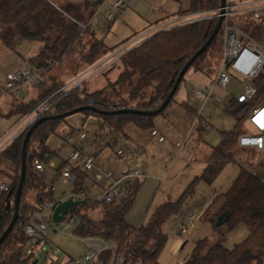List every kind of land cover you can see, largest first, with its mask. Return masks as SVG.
I'll return each instance as SVG.
<instances>
[{
    "label": "trees",
    "instance_id": "16d2710c",
    "mask_svg": "<svg viewBox=\"0 0 264 264\" xmlns=\"http://www.w3.org/2000/svg\"><path fill=\"white\" fill-rule=\"evenodd\" d=\"M102 2L103 0L67 1L57 6L48 0H0V44L14 50L24 41L40 42L41 50L28 60L36 69L49 73L50 68L58 62L72 60L77 56L76 72L84 71L113 51L104 45L102 39L89 33L92 17ZM219 4L220 0H189L188 10L179 11L177 15L211 13ZM216 22L215 19L189 22L143 37L104 72L119 63L122 69L115 79L91 93L84 89L87 82L64 92L61 90L64 83H57L49 76L46 83L35 88V97L26 102H17L7 113L6 118L19 115L21 121L42 103L51 104L40 115L39 118L44 120L34 129L25 146V177L18 218L9 235L0 244V264H30L33 260L32 256H25L27 238L20 221H28L32 213L42 209L45 201L55 200L54 191L50 188L53 181L46 184L35 170L34 162L48 164L53 157H59L58 152L47 144L48 138L65 122V117L59 116L78 107H93L98 111L86 109L79 113L84 116V120L89 116L97 118L99 130L102 132H115L124 136L125 127L129 124L142 130L153 129L156 116L117 114L116 111L158 109L185 63L210 37ZM81 26L86 28L82 29ZM86 33L91 37L85 44L82 39ZM217 40L216 37L191 63L179 85L189 70L203 72L202 63L206 58L217 56ZM204 74L209 75L206 72ZM251 83L256 87L255 97L250 103H237L234 99L229 101L227 111L234 119L233 129L219 133V143L206 160L201 175L188 185L176 202L168 201L159 205L146 223L137 228L131 227L126 222L125 215L141 185V181H138L128 200L120 204L103 205L98 219H93L86 213L89 208L98 207L97 204L83 201L70 207L68 215H75L79 219L73 235L79 238L98 237L121 243L124 248L133 252L136 259H140L141 264H157V258L166 243V237L161 232L164 222L178 211L181 201L192 193L195 182L201 180L211 184L220 171L234 161L237 151L243 150L238 144L241 136L239 131L250 108L264 100V68ZM174 95L165 109L171 104ZM32 124L0 151V173L4 172L9 179L7 191L0 194V235L13 216L15 191L21 169L22 142ZM202 126L203 122L198 117L194 129L198 139L204 132ZM79 130L71 128L73 136ZM262 164L261 162L258 166ZM236 165L239 169L230 186L217 194L202 214L214 224L220 214L229 212L228 221L223 225L226 231L243 224L248 230L247 237L232 249L225 248L220 242L209 246L206 238L199 239L182 264H264V182L246 167L237 163ZM66 166V160L62 159L54 179L60 178ZM71 173L75 177L72 193L82 191L88 194L89 189L84 186L86 173L81 169H72ZM40 244L42 243H38Z\"/></svg>",
    "mask_w": 264,
    "mask_h": 264
},
{
    "label": "rangeland",
    "instance_id": "374dc122",
    "mask_svg": "<svg viewBox=\"0 0 264 264\" xmlns=\"http://www.w3.org/2000/svg\"><path fill=\"white\" fill-rule=\"evenodd\" d=\"M48 1L61 6L67 1L77 2L80 0ZM116 1L103 0L92 17L89 29V33L94 34L97 39H102L104 45L110 49L112 48L114 52L126 45L131 47L140 42L143 37L162 31L171 23L165 26H155L187 16H179L177 13L189 8V0H138L137 4H132V0H123L120 9L114 10L112 7ZM227 1L230 3L239 2V0ZM236 21L239 24V29L249 38L256 42L263 39L261 21L247 22L248 20L243 17L238 18ZM89 33L83 36L82 40L85 44L91 37ZM217 43L219 45L217 56H209L202 63L203 72H206V74H212L219 65V40H217ZM2 49L4 48L2 47ZM76 59L77 56H74L72 60L64 59L58 62L50 68L48 74L57 83H64V88H69L70 86L67 87V84L70 80H73L74 75L79 74V72H76ZM211 68L214 71H211ZM121 69V65L117 63L106 73H104L106 71L104 70L98 75L91 76V74H88V78L91 77L85 84L84 89L87 93L100 90L108 82H112L117 74L121 72ZM249 83V80L242 81L244 85ZM35 94V88L31 85H25L14 99L15 101H26ZM214 94L222 100L221 105L215 104L213 98L204 103L203 107H201L203 102L200 100H195L193 103V109L199 110L200 119L203 122L205 121L211 129L204 131L200 135L199 141L197 136L193 135L179 156L175 146L170 145L169 139L164 144H158L150 136L152 129L142 130L129 124L124 130L125 135H127L126 138L120 133L100 131L99 120L92 116L87 117L85 120L81 113L65 117V122H62L56 129V133L47 140V144L52 150L58 152L59 157L51 159L50 162L53 167L49 166L50 162L44 164V169L47 172L45 183L49 184L53 181L54 198L56 199H61L64 194H68L72 190V184L64 183L61 178L54 179V176L61 165V160L67 159L70 149L63 142L64 136L71 131V128L83 129L87 132L85 147L95 154L97 151L95 148L99 147L96 155L97 162L103 158V166H105L107 161L116 159L115 151L117 149H124L123 158L133 159L131 162L142 173L146 174L145 178L141 180V185L135 194L131 208L125 215V220L131 227H139L148 221L157 206L168 201L174 203L181 197L188 185L201 175L204 169L203 159L219 143V133L233 129L234 119L227 111L231 95L220 87L215 88ZM262 101H258L256 104L259 105ZM16 105L17 102L12 107L14 108ZM168 109L164 112L167 113ZM159 117L160 115H157L155 121ZM190 120L193 121V117ZM239 133L245 135L253 133V130L243 124ZM176 141H184V136L182 135L173 141L174 144ZM71 142L77 144L78 138L74 136ZM114 142L116 145L114 148H110L109 145ZM89 144L90 146L93 145L94 148L90 149ZM133 147L136 149L135 151L132 150ZM258 159H260V156L258 157L256 153H252L250 148L246 151H237L234 161L228 163L211 184L201 180L195 182L192 193L181 201L178 211L167 219L161 227V232L166 237V243L157 258V264H182L190 256L195 242L199 239L206 238L209 246L220 242L227 249H232L235 245L244 241L248 235V230L243 224H239L231 231H226L225 226L216 227L215 223L212 224L210 219L204 217L202 213L212 204V200L217 194L224 192L230 186L239 169L236 163L250 171H255L258 178L264 182V162L261 166H258L256 163ZM0 181L5 182L7 185L9 183V179L4 172L0 173ZM101 211L102 209L98 205V207L89 208L86 213L91 218L98 219ZM50 214L51 210H48L44 218L47 234L44 240V250H40L30 264H80L81 256L85 253L86 242L73 235L76 227L69 228L65 231V235H60L58 229L61 227L51 223ZM191 214L197 216L193 221L187 222ZM63 222H65V219ZM95 264L100 263L95 262Z\"/></svg>",
    "mask_w": 264,
    "mask_h": 264
},
{
    "label": "built area",
    "instance_id": "2783aa9c",
    "mask_svg": "<svg viewBox=\"0 0 264 264\" xmlns=\"http://www.w3.org/2000/svg\"><path fill=\"white\" fill-rule=\"evenodd\" d=\"M122 3L123 0H117L112 8L119 10ZM220 16L223 19L217 35L220 43V57L219 65L212 75V81L214 84L225 89L233 79L236 80L242 86L238 93L231 94L232 99L237 103H250L256 95V87L251 81L258 77L264 68V0H245L237 3H230L226 0L223 8L218 7L211 13L188 14L185 17L171 20V22L167 21L155 27L165 26L171 23L167 28L164 27L165 29H162L164 31L171 27L204 19H215L217 21ZM240 17L249 21H261L263 27V39L261 41L256 42L239 29V24L236 20ZM81 28L85 29L86 26H81ZM131 47L126 45L117 49L115 52L112 51L104 60L91 66L81 73V75L75 76L67 84V87L70 86L69 88L66 89L63 86L61 90L67 92L75 87L81 86L91 76L98 75L104 70H107L109 66L115 63ZM88 74H91L89 78ZM48 77L49 75L45 70L36 69L29 61L18 59L15 65L7 71L0 85V96L16 95L25 85H31L33 88H37L41 84L46 83ZM243 80H249L250 83L244 85L242 84ZM189 94L190 98L193 97L202 101V105L211 98H213V101L217 105H221L222 103V100L212 95L211 91L192 88ZM50 106L51 104L44 105L42 103L31 114L26 116L11 134L0 142V151L20 132L39 119L40 115ZM198 117V114L193 116V126L197 123ZM244 124L246 127H250L253 133L241 135L238 140L239 146L241 148H251L264 154V100L259 105L255 103L250 108ZM203 129L204 131H208L211 127L203 123ZM246 131L248 132V130ZM150 136L156 138L159 143L165 141V137L160 135L156 130H151ZM73 137L72 132H70L63 139L65 145L70 149L67 154V159H65L67 166L61 172L60 178L64 183L73 185L75 177L72 175L71 170H83L86 173L84 186L89 189V193L85 194L80 191L75 194L70 191L68 197H72L73 200L87 201L89 204H97L101 208L105 204H120L128 200L132 195L135 183L145 178V175L137 168H131L126 164L123 165L120 163L124 156V149H117L115 151L116 159L113 165L108 169H102L96 160L99 147L95 148L97 149L96 154L85 147L87 143V132L83 129L78 131L75 135L78 138L77 144L71 142ZM188 140L189 137H186L184 141L175 142L174 146L178 151V156L183 151ZM112 145L109 146L111 147ZM91 148L94 147L91 146ZM49 166L53 167V164L50 162ZM34 168L39 173L40 178L45 182L47 172L44 169V164L35 161ZM252 174L255 175V171ZM50 188L52 191H55L53 185ZM7 189V184L0 183V194L6 192ZM92 189H96V192L92 193ZM58 203L59 201L57 200H47L44 202L40 211L32 213L28 221H20V225L27 238L25 247L26 257L32 256L34 259L40 250H44V240L47 236L46 222L44 221L45 214L48 210L52 212ZM196 216V214H191L187 222L193 221ZM64 219L65 222H63ZM78 223L79 219L77 216L67 214L57 224L61 227L58 229V233L65 235L67 229L76 227ZM80 239L86 242L85 253L81 256L80 264H95V262H99L100 264H141L140 259H136L133 252L128 248H124L121 243L98 237H83ZM38 243L42 244L38 245Z\"/></svg>",
    "mask_w": 264,
    "mask_h": 264
},
{
    "label": "crops",
    "instance_id": "0c3cea01",
    "mask_svg": "<svg viewBox=\"0 0 264 264\" xmlns=\"http://www.w3.org/2000/svg\"><path fill=\"white\" fill-rule=\"evenodd\" d=\"M239 1H245V0H239ZM137 3H138V0H132V4H137ZM90 27H91V24H90ZM2 47L4 49H2ZM41 48H42V43H40V42L24 41V42H21L14 50H10L7 47L0 44V85L2 84L7 71L10 70L15 65L16 60L22 59V60L28 61L29 59L35 57L39 53ZM109 54L110 53H107L105 56H103L96 63L104 60ZM27 55H31V56H27ZM213 68H211V71H214V70H212ZM86 70H84V71H86ZM84 71L79 72V74H77V75H80ZM213 73L209 74V75H205L202 71L193 70V69H191L187 72V74L185 75L184 81L179 85L171 104L167 107V108H169L167 110V113L163 112V114L160 115V117L157 121H155L156 120L155 118L153 120V129L152 130L158 131V133L160 135L165 137V141L163 143H159L157 141V139L153 138L154 140H156V142L158 144H164L167 142V139H169L170 145L174 146L173 141L177 140L180 136L183 135L184 139L186 137H189V139H190L193 135H196V133L194 132L195 126L192 125L193 121H191L190 119L196 114L199 115V110L196 111V110H194L195 108L193 109L194 101L199 100V99L193 98V97L190 98L189 91L192 88H198V89H201L203 91H211L212 95H215L214 94L215 88L220 87V86L213 83V81H212ZM77 75H74V77ZM49 76H51V75H49ZM241 86H242L241 83H238L236 80L233 79L225 89H223L221 87L220 88L225 90L227 93H229L231 95L234 93H238L241 90ZM16 95H2V96H0V142L3 141V139L5 137H8L11 134V132L17 127V125L22 121V120L19 121V115H14V116H11L9 118H6L7 113L13 108L12 107L13 104L16 102H26V101L31 99L30 98L26 101H15L14 97ZM35 96H36V94L33 97H35ZM231 99H232V97H231ZM201 107H203V105H201ZM199 118H200V116H199ZM202 122H203V120H202ZM203 123H205V121ZM126 136L127 135H125V133H124V137H126ZM198 141H199V139H198ZM188 142H189V140H188ZM115 145H116V143L114 144V146ZM89 146H90V144H89ZM91 146H93V145H91ZM114 146L112 148H114ZM213 148L208 152L207 156L204 157L203 162H202L203 167L205 166L206 160L211 155ZM242 149H243V151H246L248 148H242ZM132 150L135 151L136 149H134V147H133ZM250 150L252 151V153H256L258 155V157L260 156V159H258V161L256 162L259 165V163H261L264 160V154L261 152L255 151L254 149H251V148H250ZM132 160L133 159H124L123 158L120 163L123 165L126 164L131 168L139 169L137 166H135L133 164V162H131ZM114 162H115L114 159L107 161V164L105 166H103L104 159L101 158V160L99 161V165L102 169H108L109 167H111L113 165ZM246 163H248V162H246ZM139 171L141 172L140 169H139ZM142 174H144V173H142ZM144 175H146V174H144ZM255 175L257 176L256 172H255ZM0 183H5V182L0 181ZM91 192L95 193L96 189H92ZM68 194H64L61 199H56V198H54V199L59 201V202L64 201L65 199L68 198Z\"/></svg>",
    "mask_w": 264,
    "mask_h": 264
},
{
    "label": "water",
    "instance_id": "95a60500",
    "mask_svg": "<svg viewBox=\"0 0 264 264\" xmlns=\"http://www.w3.org/2000/svg\"><path fill=\"white\" fill-rule=\"evenodd\" d=\"M97 1V0H96ZM226 0H220V4L219 7L223 8L225 6ZM222 11V10H221ZM222 17H218L216 25L210 35V37L207 39V41L205 42L204 45H202L200 47V49L198 51H196L194 53V55L185 63V65L183 66V68L181 69V71L179 72L177 79L171 89V91L169 92V94L167 95L166 99L162 102V104L160 105V107L154 111H138L136 109H120L117 110L116 113L117 114H131V115H144V116H148V117H154L159 115L166 107V105L168 104V102L170 101V99L172 98V96L174 95L175 91L178 88V85L182 79V77L184 76L187 68L191 65V63L200 55L204 52V50L210 45V43L217 37L220 26H221V22H222ZM86 109H90L91 111H98L93 107H78L75 108L71 111H67L65 113H63L62 115H60L59 117H67L76 113H79L83 110ZM44 120V118H39L37 119L32 126L29 128V130L27 131L26 135L23 138V142H22V151H21V169H20V174H19V182L15 191V197H14V209H13V216L8 224V226L6 227V229L3 231V233L0 235V244L4 241V239L9 235L10 231L13 229L17 218H18V206H19V201H20V195H21V190H22V184L24 181V177H25V146L26 143L30 137V135L32 134V132L34 131V129ZM83 201L81 200H73L72 197H68L67 199H65L64 201L59 202L52 210L51 212V216H50V220L51 223L53 224H58L61 219L66 216L68 214V211L70 209V207L81 204ZM229 218V212H223L222 214H220L216 221H215V226L216 227H220L222 225H224Z\"/></svg>",
    "mask_w": 264,
    "mask_h": 264
}]
</instances>
